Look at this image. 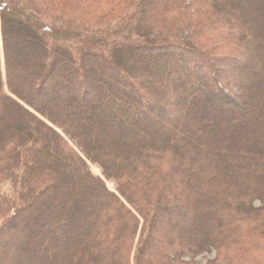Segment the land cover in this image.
Returning <instances> with one entry per match:
<instances>
[{"label": "trees", "instance_id": "1", "mask_svg": "<svg viewBox=\"0 0 264 264\" xmlns=\"http://www.w3.org/2000/svg\"><path fill=\"white\" fill-rule=\"evenodd\" d=\"M118 1L0 0V264H263L264 0Z\"/></svg>", "mask_w": 264, "mask_h": 264}, {"label": "rangeland", "instance_id": "2", "mask_svg": "<svg viewBox=\"0 0 264 264\" xmlns=\"http://www.w3.org/2000/svg\"><path fill=\"white\" fill-rule=\"evenodd\" d=\"M102 2V3H101ZM120 1H118V0H116V2L115 3H112L111 4V1L109 2V1H107V0H100V5L98 4L97 5V10H98V12L101 14V13H108V12H114L115 10H117L120 6H121V2L119 3ZM73 4H74V2H72ZM71 3V4H72ZM67 4H68V2H67ZM72 4V5H73ZM71 6V5H70ZM112 7H114V8H112ZM115 8H117V9H115ZM112 9V10H111ZM107 10H110V11H107ZM191 12V11H190ZM198 15H199V17L201 16V14H199L198 13ZM82 17V16H81ZM193 27H190V28H187V30H186V32H189V33H191V32H193ZM4 65V64H3ZM28 66V68L30 69V68H32V65H31V63L29 64V65H27ZM4 67V66H3ZM4 70V69H3ZM26 76V75H25ZM90 169H91V171H92V173L94 174V175H96V176H101V171H100V169L97 167V166H95V165H91L90 164ZM107 186H108V188L111 190V191H114L115 189H114V185L112 184V183H110V182H107ZM258 205V204H257ZM38 208H40V207H38ZM159 224H160V222H158ZM78 224H79V226L81 225V223L80 222H78ZM178 224H180V223H178ZM177 224V225H178ZM176 225V226H177ZM158 232H160L159 230H158ZM162 233H164V232H162ZM65 235V234H64ZM213 259H215V254L214 253H212V254H205V255H203V256H201V257H198L197 259H196V262H197V264H210V261H212ZM263 262V264H264V260L262 261Z\"/></svg>", "mask_w": 264, "mask_h": 264}]
</instances>
